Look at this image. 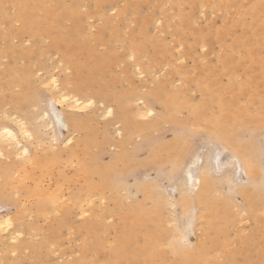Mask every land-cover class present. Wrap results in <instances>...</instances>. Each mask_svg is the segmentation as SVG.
Segmentation results:
<instances>
[{
  "label": "rangeland",
  "instance_id": "obj_1",
  "mask_svg": "<svg viewBox=\"0 0 264 264\" xmlns=\"http://www.w3.org/2000/svg\"><path fill=\"white\" fill-rule=\"evenodd\" d=\"M50 74L94 102L54 133ZM3 113L32 137L0 156L19 233L0 264H264V0H0V126L17 130ZM215 147L237 157L185 229L180 179Z\"/></svg>",
  "mask_w": 264,
  "mask_h": 264
},
{
  "label": "bare ground",
  "instance_id": "obj_2",
  "mask_svg": "<svg viewBox=\"0 0 264 264\" xmlns=\"http://www.w3.org/2000/svg\"><path fill=\"white\" fill-rule=\"evenodd\" d=\"M54 75L50 74V76H47L46 78L44 77L45 78L44 83L47 85V90L52 93V97L50 100L51 102L49 105L50 106L49 111L51 112V115H50L49 111L44 112V115L46 117V125L45 126L47 127V129L51 130L53 133L55 131L54 127L56 126V124L59 127H62L64 129L68 130L69 127L78 123L76 118H74L72 115L76 114L77 112H81L85 108L94 104V102L92 101L91 98H87V99L81 98L77 94L67 91L64 87H60L59 79L57 78L58 76H54ZM63 112H66V116L70 115L68 117V122H70V125L63 118V116H62ZM111 113H113L112 108L107 107L104 115L105 116L111 115ZM147 113L151 114L152 113L151 109H149L147 111ZM3 116L9 122H11L13 125L15 124L18 129L14 130L9 125H1L0 126V156L1 157L8 156L7 151H9L10 148H14L16 151V152L14 151V153L17 155L27 156L28 155V149L24 145L21 144V142L19 140V136L30 138V137H32L31 131L27 127L26 123L22 120V118H20L16 115L7 114V113H3ZM258 123H260L261 128L264 129V115L259 116ZM252 124H254V123H252ZM245 126L250 127L249 125H245ZM116 131L119 132V128ZM235 138H236V135L234 133H232L231 139L229 141L233 142V141H235ZM66 139L65 140L67 142L69 140V137H67ZM53 140H55V138ZM66 142L64 144H67ZM239 146H238V143L235 142V145H233V148L236 150L239 148L240 152H238V154L242 153L243 158H245L246 152L244 151L242 146L241 147H239ZM178 148H180V147H178ZM210 150H212V151H210ZM210 150L204 152L201 156L195 154V157H193L194 159L192 158L193 160H191V162H189L190 164L188 163L189 165L183 171L182 178L180 179V183H179L180 199L183 201L185 208L188 205H192L189 213L185 217L186 221L184 219V221H185L184 222V228L185 229H188V227L190 226L191 220L193 219V217H195L196 204H198V202H200V200H202V196L207 195L209 192L210 188H208V187L210 186L211 182L213 181V180L211 181V178H212L211 174H213V172L216 171V169H222L223 167L224 168L229 167V165L232 163V160L234 158L236 159V157H237L235 154L232 153L231 155L230 154L227 155L228 156L227 159H223V160L220 159L219 160L218 156H219L221 151L225 150L224 147H220V148L215 147L214 149H210ZM181 152H183V151L181 150ZM172 156H174V158H175L176 152H174L172 154ZM178 156H181V154ZM248 158L246 161L244 159V162H243L244 164L237 161L239 164L236 166H238V167L241 166V168L243 169V172L246 174V177L250 178V176L253 174V164H252L253 162L251 163L250 157H248ZM257 162H258V160H257ZM236 170L238 171V169H236ZM259 172L261 173L260 169H259ZM235 174H234V176L236 177L238 175V173H235ZM229 176H230V174H229ZM237 180H239V179H237ZM199 186H201L203 189L197 191ZM240 190L242 191L243 189L240 188ZM43 196H44L45 202H48V201L50 202V199L46 196V194H44ZM45 198H46V200H45ZM53 199H54L53 201L55 202L54 206L57 207L58 205L56 203V198H53ZM44 201H42V205L44 204ZM255 208L256 207H253L251 211H254ZM10 225L12 226L11 218H9L7 215L0 217V242L2 245L7 244V242L3 241L2 238L7 239L8 242L9 241H11V242L17 241L16 238H18V237H16L15 234H17V236H18L19 233L15 229H13L12 231H9L12 228H9V230H6V229H8V227H10ZM4 232L6 234L3 235L2 233H4ZM13 246L17 247L16 244Z\"/></svg>",
  "mask_w": 264,
  "mask_h": 264
}]
</instances>
